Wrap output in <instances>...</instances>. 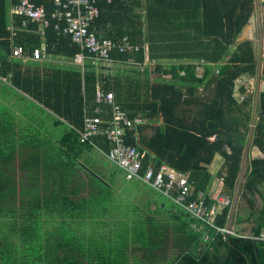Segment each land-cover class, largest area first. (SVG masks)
I'll return each mask as SVG.
<instances>
[{
    "label": "trees",
    "instance_id": "1",
    "mask_svg": "<svg viewBox=\"0 0 264 264\" xmlns=\"http://www.w3.org/2000/svg\"><path fill=\"white\" fill-rule=\"evenodd\" d=\"M21 2L0 0V88L10 89L0 98V264H264V91L235 235L220 231L228 228L232 205L208 222L177 203L176 191L165 196L142 179H128L114 164L127 181L143 183L164 200L155 211L144 202L128 210L140 217L110 212L116 172L99 163L91 167L84 153L98 150L81 142L96 89L113 92L131 119L146 118L137 126L138 138L137 128L125 136L147 153L142 175L153 163L187 176L184 204L201 194L210 207L218 194L233 200L254 101L240 100L236 81L257 70L253 44L235 42L256 0H100L90 30L116 46L104 70L63 34V26L56 28V0H35L45 8L46 28L34 21L23 27L14 13ZM123 39L139 49L120 51ZM13 45L24 46L26 56H12ZM35 48L44 56L34 59ZM79 53L85 54L82 63ZM17 106L44 116L38 120L27 110L18 116ZM100 107V115L110 118L111 107ZM60 125L65 129L56 136ZM92 141L104 151L111 148L102 133ZM252 147L260 150L258 157ZM217 154L224 164L215 169Z\"/></svg>",
    "mask_w": 264,
    "mask_h": 264
},
{
    "label": "built area",
    "instance_id": "2",
    "mask_svg": "<svg viewBox=\"0 0 264 264\" xmlns=\"http://www.w3.org/2000/svg\"><path fill=\"white\" fill-rule=\"evenodd\" d=\"M99 1L56 0V10L52 14V19L57 21L56 28L63 26V34L70 36L72 41L80 46L82 50H87L92 55L94 62H101V68L104 70L111 67L112 59L110 52L116 46L111 39L100 40L90 30L94 20L100 16ZM105 1L111 3L114 0ZM14 13L22 18L23 27H28L30 21L42 23L43 28L48 27L50 24L46 18L45 8L38 6L35 0H22L18 6L14 7ZM133 49L138 50L139 48L132 45L129 39H123L120 51H132ZM33 53L34 59L44 56L40 48H35ZM11 54L14 57H25L26 50L22 45H13ZM84 58L85 54L80 53L77 55L76 60L82 63ZM149 61L150 59H146V63ZM197 64L199 65L200 73H203L204 68L200 67V62ZM238 82L240 84V80ZM244 98L243 95L240 96L241 101ZM95 99L94 115H87L84 119L81 142L88 141L92 143L112 164L123 169L127 173L128 179H142L146 184L165 196H168L170 192L176 191L178 195L174 197V200L177 203L183 205L193 216L207 220L208 222H213L214 217L220 209L232 205L231 198L220 194L216 195L214 198L215 203L211 207L207 205L205 194H201L200 198L196 201L184 204L189 194L188 178L167 165L157 167L152 163L149 165L147 173L142 175L143 160L147 153L126 142L125 136L129 129H134L139 124H142L143 118L135 117L131 119L128 113L116 102L113 92H104L100 88H97ZM100 105L111 107L112 113L110 114V118L100 115L102 113ZM101 133L111 144V148L108 151L100 149L92 141L93 137ZM259 154H261L260 151ZM220 231L224 236L235 235V232L228 228L221 229Z\"/></svg>",
    "mask_w": 264,
    "mask_h": 264
},
{
    "label": "crops",
    "instance_id": "3",
    "mask_svg": "<svg viewBox=\"0 0 264 264\" xmlns=\"http://www.w3.org/2000/svg\"><path fill=\"white\" fill-rule=\"evenodd\" d=\"M263 2H264V0H256L257 8H256V10L251 12V17H250L249 21L247 22L246 26L240 31V33L236 37V42H235L238 45H241L242 43H245V42L252 43L253 48L256 52V56H257V70H256V72L254 74L243 73L240 75V78L236 81V84H237L236 87L237 88L240 87V96L243 95L246 98L253 96L254 101H253V108H252V123H253V118H254V107L257 106V100H256L257 99V93H259L258 94V106H259V96H260V93L264 91V38H263L264 5H263ZM146 52H148V51L146 50L145 53ZM51 57H53V56H51ZM53 58H55V57H53ZM146 59H150L148 57L147 53H146ZM53 60L59 64H63L66 62V61H64L65 59H62V58H57V59L55 58ZM117 68H120V67H118V65H117ZM123 71L124 70H122V72ZM239 80H240V84L238 82ZM24 110L25 109L22 106H20V107L17 106V113H15V114H17L18 116L24 117V113H25ZM257 110H258V108H257ZM257 114H258V111H257ZM142 118H143V123H144L146 121V118H144V117H142ZM252 123H251V126H252ZM136 128H137V126H136ZM136 128H134L133 130H135ZM250 129H251V127H250ZM253 132H254V130H253ZM249 135H250V130L248 133V138H249ZM135 136L137 138L139 136L138 128L136 129V135ZM252 149H253V147L251 148V152H252V157H254L255 153L253 152ZM256 149H257V151H260L257 147H256ZM89 153H90V151H87L86 153H84V155H87ZM258 155H259V153H256L255 157H258ZM87 160L88 161H86V162L89 163L90 165H92L91 167L100 168L97 161H90L88 157H87ZM105 160H107V159H105ZM213 163H214L215 169L217 167L220 168L223 166L224 160L220 154H217ZM107 170L109 171V169H107ZM108 171H105V172H108ZM130 182H133V181H130ZM136 182H138V181H136ZM138 183L143 185V183H141V182H138ZM138 190H140V188ZM140 194L143 197L144 203L149 204V205L152 204V206L150 208L151 211L157 210L156 209V203L157 202L162 203V200H164V198L162 196H160L154 192H152L151 194H148V193L140 191ZM235 229H236V227H235ZM237 231H238V228H237Z\"/></svg>",
    "mask_w": 264,
    "mask_h": 264
},
{
    "label": "rangeland",
    "instance_id": "4",
    "mask_svg": "<svg viewBox=\"0 0 264 264\" xmlns=\"http://www.w3.org/2000/svg\"><path fill=\"white\" fill-rule=\"evenodd\" d=\"M148 53V52H146ZM150 62V61H149ZM196 63V62H194ZM10 89L6 88V87H1L0 88V98L4 97L8 94ZM22 105V104H21ZM25 111L27 110L30 113V117L31 116H35L36 119L40 120L44 115H41L40 112L37 110V108H24ZM14 110V108H13ZM45 114V113H44ZM33 119L34 118H30ZM48 122H52V117L48 116L47 118H45ZM64 126L60 125L58 128H56L54 130V133L56 134V136L60 135L63 130H64ZM92 151L87 154V157L89 158L90 161H97L99 163V165H101L102 167H104V169H110V171H115L116 172V177L114 179V184L116 186L115 189V195H116V202H114L113 204V210L110 211L112 213H116L119 212L120 214H125L128 215L129 217H140L141 212H137L136 213H132V212H128L129 209H134V210H138L139 207L141 206L142 202H144L142 195L140 194L141 192H145L148 194L152 193V190L149 189L146 185H141L136 181L133 182H129L126 179V176H124L123 172L121 170H119L116 166H114L107 158V160H105L103 157L104 155L101 154L99 151H96L94 149H91ZM253 152L259 153V151H257L256 147H253ZM254 154V157H255ZM105 175H108V172H104ZM108 178H110V176H107ZM140 188V190H138ZM234 199V198H233ZM232 204H233V200H232ZM259 205H261V201L259 202ZM240 229V227H239ZM238 229V233L240 234V230Z\"/></svg>",
    "mask_w": 264,
    "mask_h": 264
},
{
    "label": "water",
    "instance_id": "5",
    "mask_svg": "<svg viewBox=\"0 0 264 264\" xmlns=\"http://www.w3.org/2000/svg\"><path fill=\"white\" fill-rule=\"evenodd\" d=\"M258 94L259 93H257V99H256L257 100V106L254 107L253 123H252L251 129H250V135H249L248 142H247V145H246V148H245L243 167H242V170H241V174H240V177H239V181H238V184H237V187H236V191H235V195H234V199H233V204H232V207H231L230 220H229V225H228V229L229 230L233 229L234 216H235V213H236V210H237V206H238V203H239L241 186H242V183L244 182V178H245V175H246L248 167H249L248 155H249V151H250V147H251V143H252V137H253L252 135H253L254 126H255L256 121H257Z\"/></svg>",
    "mask_w": 264,
    "mask_h": 264
}]
</instances>
